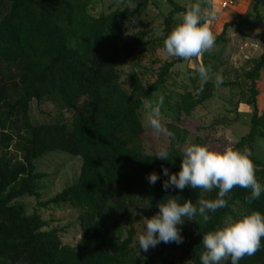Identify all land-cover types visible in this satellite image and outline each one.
Instances as JSON below:
<instances>
[{
	"label": "trees",
	"instance_id": "1",
	"mask_svg": "<svg viewBox=\"0 0 264 264\" xmlns=\"http://www.w3.org/2000/svg\"><path fill=\"white\" fill-rule=\"evenodd\" d=\"M119 1L122 6L95 14L91 9L98 0H0V264H202L203 234L222 227L229 216L237 219L252 211L264 215V190L251 200V190L237 186L224 197L226 207L208 213L211 219L207 223L197 214L196 221L185 218L178 225L182 243L160 242L158 251L135 257V224L141 208L149 218L159 210L158 203L170 198L181 204L191 200L198 208L200 199L215 200L219 190L163 189L169 177L162 168H168L169 175L178 174L182 152L175 140L166 148L170 154L167 161L146 151L143 101L158 100L157 92L167 85L173 66L183 59L165 61L153 81L134 72L130 89L124 88L118 62L133 55L135 47L155 28L144 27L133 42L122 45L127 22L144 11L150 0H143L135 10L124 6L127 0ZM167 1L166 35L176 14L186 10L178 0ZM260 2L254 3L256 17L226 21L216 42L225 40L233 23L255 22ZM253 61L244 74L250 94L243 95L245 102L254 106L250 129L233 147L250 149L256 179L264 189V160L256 154L257 139L264 138V109H259L257 100L264 51ZM192 79L193 88L185 86L181 93L165 94L164 103L175 119L182 112L192 115L219 87L237 82L223 79L217 88L210 80L201 91L197 71ZM45 98L69 111L70 117L61 114L49 122H33L31 102ZM199 142L205 145L204 140ZM48 152H64L82 160L74 182L40 201L44 206L68 203L79 208L81 234L75 244L63 241V228L45 229L49 221L39 212L30 213L27 204L18 201L25 196L40 197V180L47 173L37 170L36 161ZM153 172L159 179L150 184L146 177ZM122 226H128L124 240L111 244L101 240L107 231ZM175 249L182 250L177 259ZM239 264H264V239L260 250Z\"/></svg>",
	"mask_w": 264,
	"mask_h": 264
},
{
	"label": "rangeland",
	"instance_id": "2",
	"mask_svg": "<svg viewBox=\"0 0 264 264\" xmlns=\"http://www.w3.org/2000/svg\"><path fill=\"white\" fill-rule=\"evenodd\" d=\"M142 1L127 0L124 6L135 10ZM178 1L185 5L193 2V0ZM220 2L221 0H213L217 18L212 21L210 29L215 38L222 31L226 21H236L240 18H254L257 16V11L254 9L255 0H238L227 9H222ZM118 6H122L119 0H98L95 9H91V11L99 14L102 11L109 12ZM169 9L170 6L167 0H158L157 3L154 0H150L148 7L144 11L136 13L127 22L121 38L122 45L133 42L138 34H141L144 27L148 29L155 28V30L144 36L143 42L135 47L133 55L122 58L118 62L119 81L124 88L130 89L132 73L136 72L145 79L153 81L156 79V72L159 67L165 61L175 59V57H168L164 52L163 40L166 36L159 37L156 35L161 30L166 35L164 20ZM263 51L264 0H261L259 17L255 22L233 23L226 32L225 40L219 42L215 40V46L210 53H205L199 59L194 58L191 61L183 60L176 63L172 68L167 85L157 92V99L159 100L161 96L165 99V94L181 93L186 89L185 86L188 89L193 88L191 84L192 77L196 75L197 68L201 63L206 67L210 66L213 74L218 72L224 80L237 81L236 84L219 87L215 96L197 106L192 115L182 112L179 119L174 118L172 111L163 101L160 109L161 122L168 130L174 133V137H167L163 134L156 136L146 124L147 130L142 134L146 151L156 154L160 148H167L172 140L177 141V146L181 152L185 144H201L199 139L204 140L205 145L215 150H223L225 146L235 145L240 137L249 131L250 119L254 110V106L247 104L243 96L245 93L250 94L248 89L249 82L245 81L244 74L253 67V59H257ZM257 82L260 87V94L257 97L258 107L263 110L264 68L261 69ZM30 107V115L35 123L52 121L61 114H64L65 117H70L71 115L67 110H60L50 98L33 99ZM256 154L260 159L264 160L263 137L257 139ZM81 164L82 160L79 156L72 157L64 152H48L44 154L36 161L37 170L47 173L40 180L42 184L40 197L25 196L18 199V201L27 204V210L30 213L39 212L49 221V225L45 229L53 227L63 228V241L73 244L77 242L81 234L79 208L68 203L44 206L40 204V201L48 200L60 192L64 186L74 182L80 173ZM203 195L202 197L205 196ZM144 211V208L139 210L140 217L135 224L138 233L135 237L136 241L133 243V254L139 258L148 253H154L162 247V244L158 243L155 247H150L147 252L140 248L138 235L144 229L142 218L147 217L144 215ZM158 212L159 210L154 211L152 216ZM127 235L128 226H122L115 231H107L101 240L111 244L112 242L124 240ZM181 253V249L173 250V256L176 259L179 258ZM223 263L224 261L220 262V264Z\"/></svg>",
	"mask_w": 264,
	"mask_h": 264
},
{
	"label": "clouds",
	"instance_id": "3",
	"mask_svg": "<svg viewBox=\"0 0 264 264\" xmlns=\"http://www.w3.org/2000/svg\"><path fill=\"white\" fill-rule=\"evenodd\" d=\"M216 18L213 0H195L186 5V10L174 17L176 23L171 26L170 32L163 40L165 54L168 57L191 61L210 53L216 39L210 25ZM156 35L165 37L163 30L158 31ZM197 72L201 91L203 85L210 80H213L217 88L223 83V77L218 72L213 74L210 66L206 67L201 63ZM163 101L162 96L158 102L147 99L143 101L146 108L145 120L154 135L174 137V133L161 122L160 109ZM169 155V151L162 147L155 157L167 161ZM250 157L251 151L248 148L238 150L228 145L223 150H215L207 145L185 144L178 174L169 175V169L162 168L163 174L169 177L163 182V189L175 188L182 191L186 186L208 192L218 189L217 198L200 199L198 208L191 200L181 204L170 198L165 203H158L157 214L142 218L144 229L138 235L140 248L147 252L150 247H155L160 242L182 243L183 237L178 225H182L185 218L195 220L197 214L207 223L211 219L209 212L227 206L224 197L234 187L250 189V199H258L264 189L256 179L255 165ZM146 179L150 184H155L159 177L153 172L148 174ZM262 239L264 215L259 211L242 214L237 219L229 216L222 227L202 235L201 242L205 250L200 254V260L202 264H220L221 261L229 260L230 264H239L245 256H254L260 250Z\"/></svg>",
	"mask_w": 264,
	"mask_h": 264
},
{
	"label": "built area",
	"instance_id": "4",
	"mask_svg": "<svg viewBox=\"0 0 264 264\" xmlns=\"http://www.w3.org/2000/svg\"><path fill=\"white\" fill-rule=\"evenodd\" d=\"M238 0H221L220 2V7L222 9H227L234 5Z\"/></svg>",
	"mask_w": 264,
	"mask_h": 264
},
{
	"label": "crops",
	"instance_id": "5",
	"mask_svg": "<svg viewBox=\"0 0 264 264\" xmlns=\"http://www.w3.org/2000/svg\"><path fill=\"white\" fill-rule=\"evenodd\" d=\"M260 6V5H259Z\"/></svg>",
	"mask_w": 264,
	"mask_h": 264
}]
</instances>
